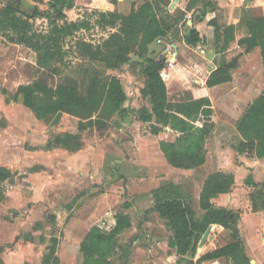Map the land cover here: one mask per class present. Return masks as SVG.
Returning <instances> with one entry per match:
<instances>
[{"label":"rangeland","instance_id":"obj_1","mask_svg":"<svg viewBox=\"0 0 264 264\" xmlns=\"http://www.w3.org/2000/svg\"><path fill=\"white\" fill-rule=\"evenodd\" d=\"M8 1L16 2L24 14L30 16L35 29H51L52 19L35 15L37 8L50 10L46 3L0 0V10ZM142 2L144 0H75L72 6L65 8L68 19L88 20L89 23L64 38L61 43L63 58L49 67L38 63L34 49L12 42L0 33V162L15 172L11 179L4 181L8 195L0 202V258L3 256L4 264L24 261L41 264L54 232L53 223L47 220L49 215L56 217L59 228L60 263L82 264L80 246L91 226L98 224L104 231L110 230L118 212H126L132 219V225L118 237L122 245L131 248V254L125 263L119 258L120 250L114 264H189L169 246L171 230L166 220L149 209L154 204L152 189L168 182L178 184L199 216L203 213L200 195L204 181L210 173L221 170L222 164L230 168L232 160L226 157L218 164L214 155L207 153L204 165L186 169L160 159L156 153L159 134L151 132V122L137 118L139 108L149 103L142 93L144 75L141 68L145 57L135 49L130 60L121 67L106 69L101 62L83 56L78 46L80 39L98 43L113 30L98 24L95 10L114 9L127 14ZM197 14L198 11L193 18ZM189 24H181L180 31L175 32V41H184V35L190 31ZM173 34L174 31L169 38ZM165 48L166 43L152 42L149 55L165 54ZM105 70L120 76L127 93L128 115L122 118L116 114L105 128L85 131L83 147L77 151L49 144L58 133L73 129L72 112L63 113L60 121L53 123L37 118L22 102L12 99L22 83L40 79L52 86L65 81L83 85L90 74ZM190 96H193L191 90L171 85L170 98ZM135 119L138 122L134 123ZM211 147L208 146L207 151ZM242 177L238 174L239 181ZM250 190L254 189L245 179L235 183L230 192L215 197L214 202L244 215L252 210ZM250 225L244 218L241 228L245 234ZM231 239L225 227L214 224L205 245L196 253L194 264H210L198 258ZM218 263L232 264L233 261L223 259Z\"/></svg>","mask_w":264,"mask_h":264},{"label":"trees","instance_id":"obj_2","mask_svg":"<svg viewBox=\"0 0 264 264\" xmlns=\"http://www.w3.org/2000/svg\"><path fill=\"white\" fill-rule=\"evenodd\" d=\"M46 3L50 10H35L37 16H47L51 20L49 31H39L34 28L30 16L24 14L14 1H8L0 10V33L12 42L25 44L37 52V61L43 67L52 66L63 58L62 41L88 25V20H69L65 8L72 6L75 0H34ZM210 10L219 9L216 0H206ZM98 13V24L113 29L108 36L98 43L80 39L78 46L83 56L94 62H101L106 69L121 67L130 60L131 53L136 49L145 57L141 71L146 75L142 93L148 97L151 106H142L137 118L152 123V132L159 134L165 127H170L178 134L173 140H160V147L167 161L179 168H196L203 165L207 158L206 141L213 127L214 104L207 97L200 98H170L167 84L161 74L167 56H150L149 47L156 39L169 35L177 30L169 17V9L159 0H144L137 7L134 5L129 13L118 10H95ZM219 24L216 19L210 21ZM248 35L240 38L239 43L250 51L261 48L264 58V15L248 17L245 20ZM219 29V28H218ZM217 29V37L219 30ZM234 24H226L219 32L223 36L222 44L226 47L235 38ZM185 42L196 45L201 36L196 28L184 35ZM238 65V56L212 70L207 78V85L214 86L232 79V70ZM58 71V68H55ZM3 92H7L2 88ZM12 99L22 102L32 110L39 119L60 121L63 113L72 112L73 129L58 133L49 141L50 147L60 146L72 151L83 147L85 131L103 129L108 122L118 114L125 118L127 93L122 80L117 73L99 71L86 78V83L65 81L56 86L43 80L19 84L12 94ZM240 139L234 144L238 153H249L258 157L264 156V91L255 98L241 115L237 122ZM15 175L14 170L0 164V202L6 197L2 183ZM249 185L254 186L249 194L253 211L264 210V182L257 183L252 175L246 178ZM235 184V175L231 172L218 170L210 173L204 181L200 205L203 213L198 216L193 205L186 200L180 191V186L174 182L161 184L152 189L154 204L149 209L157 211L167 222L171 230L169 246L176 253L194 264L198 243L210 224H220L231 236V241L219 247L210 249L198 260H210V264H218L219 257H229L233 264H250L241 230L239 226L241 212L227 206H217L213 198L222 193H228ZM260 186V187H259ZM130 206V204H125ZM115 222L108 231L98 224L91 226L81 243L83 255L82 264H114L115 257L122 251L119 258L126 263L131 254V248L119 242V235L132 225L130 214L118 212ZM53 223L54 232L46 246L41 264H61L58 255L59 235L58 225L54 215L47 216ZM1 264H4L1 261ZM21 264H31L24 262Z\"/></svg>","mask_w":264,"mask_h":264},{"label":"crops","instance_id":"obj_3","mask_svg":"<svg viewBox=\"0 0 264 264\" xmlns=\"http://www.w3.org/2000/svg\"><path fill=\"white\" fill-rule=\"evenodd\" d=\"M159 1L168 7L169 17L178 26L176 33L180 31L181 24L189 22V30L196 28L201 36V41L196 45L187 44L185 39L180 42L175 41V32L172 37L167 39L171 46L169 50L164 49L163 52L167 59L170 55L175 59L174 67L165 68L162 71L169 96L171 85H176L180 89L191 90L193 96L190 97H209L214 104L213 120L215 124L206 141V149L208 146H212L207 153L213 154L214 160L218 164H222L226 157L232 160L230 168H226L222 164L221 170L233 173L236 184L243 182L249 175H252L257 183L264 182V156L258 157L249 153H238L234 148V144L240 139L237 130L239 118L249 104L264 91V58L261 48L255 47L247 51L245 45L239 43L240 38L248 35L245 20L248 17L264 15V0H216L219 9L215 11L206 7V0ZM197 11L198 14L193 18L192 15ZM213 19L217 20L219 27L210 23ZM226 24L236 26L235 38L226 47H223V36H220L219 32L223 30V26ZM217 29L219 30L218 37ZM236 56H238V65L232 70V79L214 86L207 85V78L211 71ZM145 81L146 75H144L143 87ZM147 105L151 106L150 102ZM135 122L138 121L135 119ZM177 134L170 127H165L159 136L160 140H173V136L176 137ZM156 153L160 159L168 162L160 147V141L157 144ZM207 159L208 154L206 161ZM240 173L243 177L239 181L238 174ZM251 187L254 188L252 185ZM151 195L153 197L152 193ZM214 198L212 199L213 202L215 201ZM217 206L226 205L219 204ZM244 218H247L252 224L247 230V234L241 228ZM239 226L245 251L250 257V264H264V210L253 211L252 209L250 213L241 214ZM197 252L199 251L197 250ZM223 259L230 258L219 257L211 259V261L218 263ZM1 260L5 262L3 256ZM205 262H210V260Z\"/></svg>","mask_w":264,"mask_h":264},{"label":"built area","instance_id":"obj_4","mask_svg":"<svg viewBox=\"0 0 264 264\" xmlns=\"http://www.w3.org/2000/svg\"><path fill=\"white\" fill-rule=\"evenodd\" d=\"M156 42L157 43H166V50H169L170 49V46H171V44L169 43V42H167V39L166 38H163V37H159V38H157L156 39ZM175 66V59H173V56L172 55H170V57H168V59L166 60V64H165V67H164V69L165 68H169V67H174ZM163 69V70H164ZM163 70H161V74H162V71ZM162 76H163V74H162Z\"/></svg>","mask_w":264,"mask_h":264},{"label":"water","instance_id":"obj_5","mask_svg":"<svg viewBox=\"0 0 264 264\" xmlns=\"http://www.w3.org/2000/svg\"><path fill=\"white\" fill-rule=\"evenodd\" d=\"M213 223L210 224L207 229L205 230L204 234L202 235L199 243H198V251L201 250L203 248V246L205 245L206 241L208 240L209 238V235L211 234L212 232V228H213ZM253 262V260H251Z\"/></svg>","mask_w":264,"mask_h":264}]
</instances>
